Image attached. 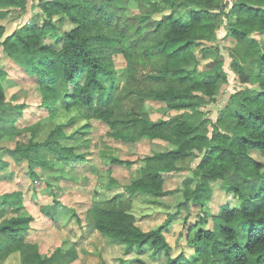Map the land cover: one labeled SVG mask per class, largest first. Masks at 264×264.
Listing matches in <instances>:
<instances>
[{"label": "trees", "instance_id": "obj_1", "mask_svg": "<svg viewBox=\"0 0 264 264\" xmlns=\"http://www.w3.org/2000/svg\"><path fill=\"white\" fill-rule=\"evenodd\" d=\"M29 2L0 0V18H24ZM40 8L9 34L0 23V49L36 78L37 107L47 117L27 141L13 142L19 135L17 120L30 104L8 102L0 70V143L11 145L0 146V152L38 162L40 150L46 148L56 154L62 170L72 166L92 171L96 166L88 148L93 120L105 124L107 137L119 144L177 139L176 148L143 158L140 176L127 190L165 197L167 181L186 170L194 174L198 189L221 181L238 203L225 204L219 231L203 228L207 221L198 214L197 223L191 224L189 214L187 243L207 264H264V0H45ZM68 24L70 28L63 29ZM222 27L233 40L232 67L244 87L232 93L213 118L201 108L218 102L228 79L217 69L224 62L214 60L207 67L203 61L211 54L220 56L216 42ZM118 56L124 62L121 69L116 67ZM120 70L119 79L140 97L127 102L132 113L128 120L117 119L110 107L97 111L94 103L95 94L106 91L101 78L117 83ZM253 79L257 86L250 85ZM147 99L163 103L168 112H180V121L174 122V116L147 120L142 114ZM59 115L66 117L62 123ZM110 162L133 163L117 157ZM126 202L123 195H115L95 200L81 220L76 211L73 215L125 246L124 257L147 247L155 256L169 254L172 247L165 233L180 211L144 230ZM191 203L204 210L203 201ZM59 204L42 206L43 216L60 222ZM35 220L31 215L0 225V264L15 252L21 253L22 264H61V250L45 256L37 243L27 241ZM123 262L147 264L138 257ZM189 262L183 255L170 258V264Z\"/></svg>", "mask_w": 264, "mask_h": 264}, {"label": "rangeland", "instance_id": "obj_2", "mask_svg": "<svg viewBox=\"0 0 264 264\" xmlns=\"http://www.w3.org/2000/svg\"><path fill=\"white\" fill-rule=\"evenodd\" d=\"M44 1L30 0L27 14L22 19L0 18V23L7 26V34L18 25L28 23L33 14L41 12L40 3ZM131 7L136 10L135 4ZM70 26L71 24L65 25L63 29H69ZM218 36L220 40L216 45L220 48V56L211 54L203 61V66L207 67L214 60L224 62L218 65L217 69L224 70L228 79V83L222 87L218 102L201 108L213 118H216L218 109L227 104L229 96L244 87L240 76L232 67L230 48L234 46L233 40L227 36L223 27L218 29ZM50 41L52 42L51 39ZM123 66V58L116 57V67L121 69ZM0 70L7 87L8 102L30 104L24 115L17 120L19 135L13 140L27 141L36 131L37 123L46 120L47 117V113L37 107L40 97L36 91V78L23 72L2 49ZM121 71H118L117 83L105 77L101 78L106 91L103 94H95L94 103L97 111L110 107L115 111L117 119L128 120L132 118V113L127 102H135L140 97L132 94L119 79ZM250 85L257 86V82L253 79ZM58 112L64 111L59 109ZM179 113L168 112L163 103L153 99H147L142 109L143 116L151 122L169 120L173 116L176 117L174 122L180 121L181 118L177 115ZM63 119L66 117L59 115L57 120L62 123ZM91 124L89 136L91 146L88 149L93 152L92 160L96 170L87 171L86 168L75 169L72 166L63 167L62 170V166L57 163L56 154L46 148L40 150L38 162H27L8 151L0 152V225L7 224L12 218L34 215L36 220L31 224L27 241L37 243L45 256L61 250L63 254L61 264H122L123 260L137 257L144 259L147 264H170V258L181 255L190 261L189 264H207L203 258L197 257L187 243L189 223L185 218L191 214L188 221L195 224L198 214L207 221L203 228L219 231L223 224L222 211L225 204L231 202L232 205H236L237 199L227 193L228 189L221 181L206 182L202 189H198V181L189 170L175 174L167 181L166 189L169 193L165 197L155 199L146 193H130L127 186L140 176L143 158L152 153L176 148L179 140L154 139L119 144L107 137L108 127L105 124L94 120ZM77 127L78 125L71 126L69 131ZM7 142H1L0 146L9 144ZM87 144L84 143L83 147L86 148ZM112 157L133 163L111 165ZM190 164L194 166L193 163ZM115 195H123L128 201L127 207L129 202L132 204V211L139 218L138 225L144 230L161 225L168 214L180 211L170 230L165 233L172 247L169 254L162 252L161 255L155 256L153 250L147 247L143 252L134 249L128 254L129 257H124L125 246L106 238L90 224L85 222L80 224L74 217L73 212L76 211L80 220L85 218L87 210L93 207L95 200L109 199ZM196 199L204 202V210L194 209L195 206L193 208L191 202ZM56 201H59L57 208L62 213L60 222L44 217L41 212L42 206H53ZM7 202H11L12 207L7 206ZM5 264H22L21 253L11 254Z\"/></svg>", "mask_w": 264, "mask_h": 264}]
</instances>
